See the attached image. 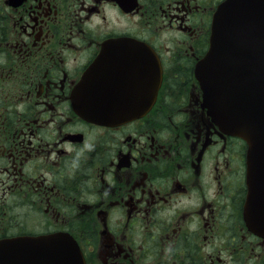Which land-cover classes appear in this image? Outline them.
I'll return each mask as SVG.
<instances>
[{
  "label": "flooded vegetation",
  "instance_id": "obj_1",
  "mask_svg": "<svg viewBox=\"0 0 264 264\" xmlns=\"http://www.w3.org/2000/svg\"><path fill=\"white\" fill-rule=\"evenodd\" d=\"M224 1L0 0V241L71 236L86 264H264L247 144L203 107L195 76ZM144 46L160 85L133 76ZM104 50L100 86L151 102L135 120L78 112Z\"/></svg>",
  "mask_w": 264,
  "mask_h": 264
},
{
  "label": "water",
  "instance_id": "obj_2",
  "mask_svg": "<svg viewBox=\"0 0 264 264\" xmlns=\"http://www.w3.org/2000/svg\"><path fill=\"white\" fill-rule=\"evenodd\" d=\"M139 48V47H138ZM139 48L146 82L161 67ZM104 50L86 71L75 92L79 113L91 121L120 123L146 112L151 105H140L124 95L113 97L103 85L111 74ZM204 92L203 106L225 132L248 144L246 219L264 235V0H226L218 9L212 26L210 47L195 69ZM162 79V78H161ZM144 81V80H143ZM6 241L0 244V264H86L77 243L69 236L43 237L38 241Z\"/></svg>",
  "mask_w": 264,
  "mask_h": 264
}]
</instances>
